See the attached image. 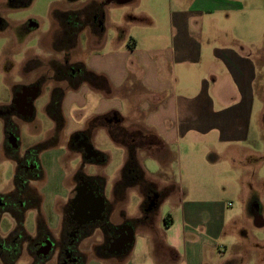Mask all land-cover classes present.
<instances>
[{"label":"rangeland","instance_id":"rangeland-1","mask_svg":"<svg viewBox=\"0 0 264 264\" xmlns=\"http://www.w3.org/2000/svg\"><path fill=\"white\" fill-rule=\"evenodd\" d=\"M81 1L87 2L88 0ZM67 3V0H0V19L6 27L4 33L7 34H0V106H5L11 101L13 85L24 81L23 72L27 67L39 66L42 73H52L48 63L52 54L43 52L49 51L53 45V32L57 24L55 11L64 10L68 7ZM17 4L23 7L14 8L13 6ZM253 4L256 8L263 9L262 32L264 33V0H244L246 12L253 8ZM121 5L117 3V0H112V5L103 4L104 14L107 15V24L104 29L108 37L104 39L113 42L114 46L118 45L117 43L123 45L129 38L131 28L124 22L130 21L128 15H131L133 11H126L127 8L136 10L137 20H140V17L145 18L139 0H132L128 5ZM120 13H124L122 15L124 22L119 18ZM115 18L122 24L111 26L110 22ZM21 29L26 31L20 32ZM19 32L22 33V37L19 36ZM260 40L263 43L258 50L246 49L260 66L251 134L247 142L234 145L207 141L208 146L205 147L202 145L203 141L200 140L190 143L182 141L173 151H166L159 146V150L155 153L150 150L137 152L138 160L144 165L150 164V168L155 170L150 173L154 176L153 182L156 183L157 188L162 186L166 191L161 190L163 191L162 196L166 198L161 207L159 205V211L151 212V216L147 218L156 227L151 232V236H145L147 240L150 239L149 246L139 239L140 246L136 254L139 253L140 257L135 259L139 263L152 258L156 264V257L159 254L170 256L174 252V249L170 248L166 242L168 232L164 228L166 227L164 218L168 217L171 222V218L175 219L176 225L172 232L175 234L174 237L179 238L182 258L186 254V244L192 243L193 246L190 249L200 253L202 264H264L263 36ZM99 41L100 37L92 31L87 29L81 31L77 41L78 46L71 55V61L88 64L94 56H100L101 60L96 59L95 63L92 62V66L109 64L112 53L108 55L109 59L102 61L103 54H100V50L96 48ZM123 52L121 50V53L114 55L125 63L126 55ZM52 87L54 84L49 80L42 85L41 93L34 103L33 120L11 118L12 125L17 132L19 152L22 154L29 148L37 147L35 150L38 152L45 172L44 181L37 183V187L43 195L44 209L49 215L58 202L66 200L70 186V174L79 168L81 161L79 156L65 147L64 142L69 137L65 132H70L78 124L85 127L87 120L93 117L97 110L110 106L105 102L108 99L103 101V94L108 96L109 91L94 93L87 83L82 85L84 91L87 92L86 96L77 89H65L63 107L66 105L64 109L66 127L64 133L61 134V141L56 147L44 149L43 145L50 140L56 128L55 120L47 111ZM82 97L86 98V105L82 107L85 111L80 110ZM137 98L138 95L132 92L121 96L125 106L122 114L124 117L131 114V108ZM71 100H76V102L71 105ZM114 104L111 103V106ZM109 113L116 121L119 120L118 112L111 113L109 110ZM122 125L128 131L143 132L140 129L142 124L139 119L134 121L132 118H123ZM143 133L158 142L151 131L144 130ZM6 141V124L0 117V194L13 192L17 172L16 162L6 153ZM92 144L105 155L106 164L92 165L86 167L85 171L89 174H100L106 178L104 195L111 198L114 182L120 178L129 151L124 146L116 144L104 127H98L94 131ZM145 206L144 203L142 207L139 190L133 188L128 191L125 205L127 216L137 217L141 214L142 217H147V213L144 212ZM36 213V210L32 209L26 214L25 226L30 233L36 229ZM13 228V218L8 214L3 215L0 219V234L5 235ZM137 234L139 236V233ZM97 239L101 238L94 236L82 245L83 248L89 250L87 264H135V256H131L130 253L126 258L95 256L90 249ZM148 254L152 257L148 258L150 256ZM169 262L172 264V259L169 258ZM27 263V257L19 260V264ZM0 264H3L1 260Z\"/></svg>","mask_w":264,"mask_h":264},{"label":"crops","instance_id":"crops-1","mask_svg":"<svg viewBox=\"0 0 264 264\" xmlns=\"http://www.w3.org/2000/svg\"><path fill=\"white\" fill-rule=\"evenodd\" d=\"M94 1L102 9L99 29L95 34L100 37L96 48L103 54L104 62L112 53L109 64L105 66H92L96 59L101 60L100 56H94L85 64L88 69L106 76L110 84L109 95L102 93L103 101L108 99L105 102L110 106L97 110L95 115H107L110 110L111 113L118 112L120 118L139 119L142 124L140 129L143 132L151 131L161 139L166 151L175 150L182 141L190 143L200 140L206 147L207 141L239 145L249 140L260 66L246 49L258 50L263 43L260 40L262 36L264 39L263 9L253 4V8L246 12L244 0H139L145 18L137 20L136 10L127 8L126 11L133 12L128 15L130 21L124 22V13H120V20L131 30L123 45L117 43L114 46L113 42L104 39L107 37L104 29L107 15L104 14L103 4L112 5V0H68L67 4L68 7H89ZM131 1L117 0V3L123 6ZM19 5L13 7H23ZM1 20L0 34L7 35ZM121 21L115 18L109 22L113 26L122 24ZM20 32L18 34L22 37ZM121 50L126 55L125 63L114 55L121 53ZM78 90L87 95L82 85ZM130 92L138 95V98L133 103L131 114L124 117L125 106L121 96ZM82 100L80 110L85 111L82 107L86 105V98L82 97ZM75 102L71 100V105ZM111 103L115 104L111 106ZM140 164L145 171L146 181L154 183V176L150 172L155 170L150 168V164ZM132 185L124 193L120 192L119 204L116 205L118 209L125 211L128 191L136 188ZM158 189L163 190L164 187L159 186ZM139 194L143 204L145 196L140 191ZM165 198L162 196L160 207ZM160 207L156 210L159 211ZM151 211H144L147 213L145 219L151 216ZM141 216L127 217L135 219ZM171 219V224L164 228L168 232L167 245L174 252L170 256L159 254L156 264H170L169 258L176 264H202L200 253L190 249L192 243L186 244V254L182 258L179 238L174 237L172 232L176 222L174 218ZM147 223L139 227L138 232L136 229L129 252L135 256V264H155L150 254V260L140 263L135 260L140 257L139 253L136 254L139 239L149 246L150 239L147 240L145 236H151L156 228L148 219Z\"/></svg>","mask_w":264,"mask_h":264},{"label":"flooded vegetation","instance_id":"flooded-vegetation-1","mask_svg":"<svg viewBox=\"0 0 264 264\" xmlns=\"http://www.w3.org/2000/svg\"><path fill=\"white\" fill-rule=\"evenodd\" d=\"M55 13L57 24L53 32V45L49 51L43 52L52 54L48 62L52 73H42L39 66L27 67L23 72L24 81L13 85L11 101L0 106V117L4 119L7 129L5 150L17 165L13 192L0 194V219L8 214L14 220V228L5 235L0 234V260L3 264H19L22 257L28 258L27 264H87L89 250L82 245L94 236L101 239L93 242L90 249L92 254L97 257L126 258L133 246L136 229L147 223V219L142 216L129 219L123 209L116 207L119 204L115 191L117 181L113 187V197L107 198L104 195L106 178L85 171L86 167L106 164L105 155L92 144L93 133L101 121L96 118L101 115L88 119L85 127L78 124L70 132H65L69 136L64 142L65 147L79 156L81 161L79 168L70 174L66 200L58 202L50 215L44 209L45 200L37 187V183L45 179L41 160L35 150L37 147L29 148L22 154L18 150L17 132L11 118L33 120L35 100L47 80L54 84L47 111L55 120L56 128L50 140L43 145L44 149L56 147L64 133L65 89L78 90L83 83L89 85L85 64L72 62L71 55L77 49L81 31L87 29L94 34L98 32L102 9L94 1L89 7H65ZM104 119L112 126L113 121H116L109 114ZM130 132V136L122 133L128 139L127 150L136 157L138 164H132L127 176L130 185L133 184L144 194L145 211L151 209L153 213L162 201L163 191L155 183L146 181L137 152L150 150L155 153L159 150L160 142L140 131ZM100 197L105 200L101 213ZM32 209L37 212L36 229L30 233L25 224L26 214Z\"/></svg>","mask_w":264,"mask_h":264},{"label":"trees","instance_id":"trees-1","mask_svg":"<svg viewBox=\"0 0 264 264\" xmlns=\"http://www.w3.org/2000/svg\"><path fill=\"white\" fill-rule=\"evenodd\" d=\"M87 71V82L89 83L90 86H92L93 88H96L100 91H109L110 90V84L109 81L107 79L106 76L96 73L94 71H91L89 69H86ZM107 115H101L99 117L96 118V120L98 121L99 119L101 120L100 123H98V127H104L105 129H107V132L110 134L112 140L121 146H124L125 148H128V139L127 136L125 137V135L122 132H125L126 134H128L129 136L132 134V132L128 131L125 127H123L122 125V121L123 118H119L118 121H113V126L109 123L106 122V120L104 119V117ZM113 128H116L115 130H112ZM142 134H144L143 132H141ZM155 137L159 140L160 142V146L163 148V142L161 139H159L156 135ZM133 165H137L138 161L136 160V157L131 155V153H129L128 155V159L126 164L124 165V168L121 172L120 178L117 180V184L115 185V191L117 192V195L120 196V193L118 194V192H125V190L127 189L128 186H130V180L128 179V171L129 168ZM168 194V193H167ZM144 205V202L142 204V207ZM164 223L166 226H169L171 224V220L166 217L164 218Z\"/></svg>","mask_w":264,"mask_h":264},{"label":"water","instance_id":"water-1","mask_svg":"<svg viewBox=\"0 0 264 264\" xmlns=\"http://www.w3.org/2000/svg\"><path fill=\"white\" fill-rule=\"evenodd\" d=\"M99 199H100V203H99V205H100V211H99V213H101L103 211V206H104V201L105 200L102 197H100Z\"/></svg>","mask_w":264,"mask_h":264}]
</instances>
